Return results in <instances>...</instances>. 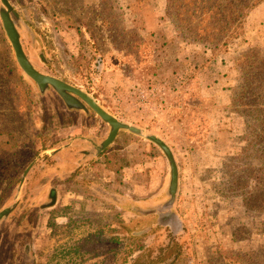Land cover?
Listing matches in <instances>:
<instances>
[{
    "label": "rangeland",
    "instance_id": "374dc122",
    "mask_svg": "<svg viewBox=\"0 0 264 264\" xmlns=\"http://www.w3.org/2000/svg\"><path fill=\"white\" fill-rule=\"evenodd\" d=\"M9 1L38 71L82 89L172 149L180 227L143 213L169 200L163 151L121 131L106 155L95 156L110 126L91 109L69 111L52 88L42 95L20 69L0 18V211L19 201L0 223V264H264V205L246 204L242 190L231 188L241 178L252 190L261 165L240 159L246 125L232 107V89L241 80L235 60L251 48L264 56V2L227 50L213 55L178 40L167 0ZM64 147L42 156L18 191L44 149ZM91 234L98 238L84 249Z\"/></svg>",
    "mask_w": 264,
    "mask_h": 264
},
{
    "label": "trees",
    "instance_id": "16d2710c",
    "mask_svg": "<svg viewBox=\"0 0 264 264\" xmlns=\"http://www.w3.org/2000/svg\"><path fill=\"white\" fill-rule=\"evenodd\" d=\"M263 2L264 0H167L165 16L172 22L177 38L182 44L202 46L216 55L227 50L230 42L244 29L248 15ZM235 67L241 74V80L232 89V107L235 113L245 120L247 142L240 159L245 157L247 160H257L261 165L251 174L250 178L255 183L252 190H246L247 180L241 178L232 181L231 188L232 191L242 190L240 196L244 197L246 204L252 203L254 208H262L264 205V56L259 48H251L235 60ZM1 68L0 66V75L6 74ZM107 163L106 161L108 169L113 170ZM249 172L246 170L244 176ZM93 238H98V235L88 236L81 247L85 249L94 241Z\"/></svg>",
    "mask_w": 264,
    "mask_h": 264
},
{
    "label": "water",
    "instance_id": "95a60500",
    "mask_svg": "<svg viewBox=\"0 0 264 264\" xmlns=\"http://www.w3.org/2000/svg\"><path fill=\"white\" fill-rule=\"evenodd\" d=\"M0 1L2 4L0 8V18L7 38L15 53L17 63L24 74H26L38 86L40 93L44 95L50 90V88H52L63 100L68 110L85 111L86 113H89L91 109L102 119L103 122L110 126L108 137L97 148L99 153L108 149L114 143L121 131H128L137 136L144 137L156 144L163 151L169 162L171 171L170 185L168 188L169 200L161 208L143 213H156L159 215V224L161 226H169L175 230L178 229L180 227V220L173 209L179 188V168L172 149L161 138L154 135H147L141 128L121 122L116 117L104 110L93 97L84 92L82 89L77 88L56 77L46 75L38 71L28 58L22 45L20 34V15L11 5L9 0ZM41 157L42 154L39 155L27 168L22 176L18 191L22 189L29 173L33 170ZM50 197L52 201L49 204V207L54 206L57 199L56 195H52ZM18 205L19 201L15 202V204L12 206L0 211V223L8 219L18 207Z\"/></svg>",
    "mask_w": 264,
    "mask_h": 264
},
{
    "label": "crops",
    "instance_id": "0c3cea01",
    "mask_svg": "<svg viewBox=\"0 0 264 264\" xmlns=\"http://www.w3.org/2000/svg\"><path fill=\"white\" fill-rule=\"evenodd\" d=\"M69 111H72V110H69ZM100 146V145H99ZM98 148V147H97ZM63 150H65V147L63 148V149H44L39 155H41L42 154V156H46V157H48L49 155H51V153H53L54 154V156H57L58 154H61L62 153V151ZM106 153H107V149L105 150V151H103V152H101V153H99L98 151H97V149H96V153L94 154L95 156H97L98 158H102V156H104V155H106ZM38 155V156H39ZM84 155H86L87 157H88V159H90V158H92V157H94V155H93V152L92 151H89V152H84ZM104 163H106V162H104ZM104 165H106V164H104ZM106 168H107V170H108V172H109V174H108V177H109V175H111L112 173V171L110 170V169H108V167L106 166ZM34 169V168H33ZM57 180H59V181H67L68 180V178H62V177H60V179H57ZM108 181H111V179L110 178H108ZM123 182H124V180H122ZM120 183H121V181H120ZM61 184H65V183H61ZM63 185H60L59 186V189L60 190H63ZM57 188H55L54 186H51V189H50V195L52 196V195H56L57 196V193L55 192V190H56ZM65 193L66 194H72L73 192L71 191V189H66L65 190ZM74 194V193H73ZM76 195V199H78V198H83V196L82 195H79V194H75ZM93 200V202L95 203V204H97L98 205V207H96L95 206V208H102L103 210L102 211H105V212H108V209H104V208H110V206L109 205H107L105 202H103L102 204H101V201L99 200V199H92ZM56 204H57V199H56ZM55 204V205H56ZM55 205L54 206H51V207H48V208H54L55 207ZM65 206L67 207L68 206V204H65ZM86 208V207H85Z\"/></svg>",
    "mask_w": 264,
    "mask_h": 264
}]
</instances>
